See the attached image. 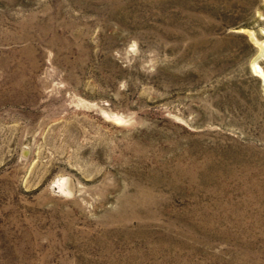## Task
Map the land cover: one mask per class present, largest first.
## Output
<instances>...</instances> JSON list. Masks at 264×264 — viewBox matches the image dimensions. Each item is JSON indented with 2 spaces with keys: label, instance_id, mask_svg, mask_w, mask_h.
Returning <instances> with one entry per match:
<instances>
[{
  "label": "rangeland",
  "instance_id": "rangeland-1",
  "mask_svg": "<svg viewBox=\"0 0 264 264\" xmlns=\"http://www.w3.org/2000/svg\"><path fill=\"white\" fill-rule=\"evenodd\" d=\"M263 70L264 0H0V264H264Z\"/></svg>",
  "mask_w": 264,
  "mask_h": 264
},
{
  "label": "bare ground",
  "instance_id": "bare-ground-1",
  "mask_svg": "<svg viewBox=\"0 0 264 264\" xmlns=\"http://www.w3.org/2000/svg\"><path fill=\"white\" fill-rule=\"evenodd\" d=\"M257 62V61H256ZM255 68H258L259 69V67L258 66H255ZM256 71H257V69H256ZM264 71V70H263ZM260 72V71H259ZM262 72V71H261ZM264 75V74H263ZM262 78V77H261Z\"/></svg>",
  "mask_w": 264,
  "mask_h": 264
}]
</instances>
